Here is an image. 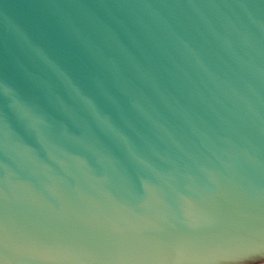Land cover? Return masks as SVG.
<instances>
[{"label":"water","instance_id":"obj_1","mask_svg":"<svg viewBox=\"0 0 264 264\" xmlns=\"http://www.w3.org/2000/svg\"><path fill=\"white\" fill-rule=\"evenodd\" d=\"M0 264H264V0H0Z\"/></svg>","mask_w":264,"mask_h":264}]
</instances>
